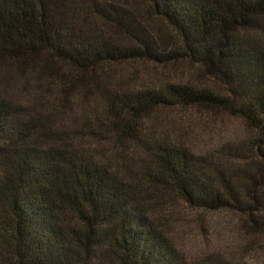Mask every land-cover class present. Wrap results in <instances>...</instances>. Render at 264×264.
Masks as SVG:
<instances>
[{
	"label": "trees",
	"instance_id": "trees-1",
	"mask_svg": "<svg viewBox=\"0 0 264 264\" xmlns=\"http://www.w3.org/2000/svg\"><path fill=\"white\" fill-rule=\"evenodd\" d=\"M149 3L173 29V43L119 0H0V60L58 61L88 80L114 62L186 59L226 87L178 81L106 92L102 127L151 152L158 173L146 180L55 141L39 115L0 96V264H187L149 213L157 184H171L193 207L247 212L264 231V0ZM179 104L243 118L257 133L259 169L246 162L230 168L219 153L166 138L144 141L145 117Z\"/></svg>",
	"mask_w": 264,
	"mask_h": 264
},
{
	"label": "rangeland",
	"instance_id": "rangeland-1",
	"mask_svg": "<svg viewBox=\"0 0 264 264\" xmlns=\"http://www.w3.org/2000/svg\"><path fill=\"white\" fill-rule=\"evenodd\" d=\"M119 1L136 9L159 38L176 41L173 29L154 14L149 0ZM96 23L97 19L90 18L89 24ZM104 30L115 34L105 22ZM44 62L32 67L14 60H0V96L39 115L55 141L78 146L96 160L140 180L147 179V172L158 173L155 159L140 141L122 140L102 127L106 92L161 87L178 81L226 90L225 84L202 65L186 59L166 63L142 58L114 62L104 65L94 79L87 76L88 80H81L77 72L69 71L58 61ZM144 121L148 131L142 137L148 144L166 138L197 153H219L232 160L228 161L230 168L246 162V167L254 172L259 169L253 144L257 133L241 117L179 104L161 107ZM238 149H242L243 159L236 158ZM147 199L152 219L187 264H264V231L251 224L249 213L193 207L171 184L152 186ZM65 217L70 223L77 221L68 210ZM99 249V253H104L103 247ZM90 264L102 262L93 258Z\"/></svg>",
	"mask_w": 264,
	"mask_h": 264
}]
</instances>
